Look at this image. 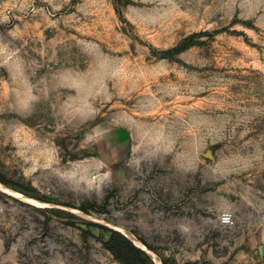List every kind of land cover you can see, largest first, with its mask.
Returning a JSON list of instances; mask_svg holds the SVG:
<instances>
[{
  "label": "rangeland",
  "instance_id": "obj_1",
  "mask_svg": "<svg viewBox=\"0 0 264 264\" xmlns=\"http://www.w3.org/2000/svg\"><path fill=\"white\" fill-rule=\"evenodd\" d=\"M0 177V264H264V0H0Z\"/></svg>",
  "mask_w": 264,
  "mask_h": 264
},
{
  "label": "trees",
  "instance_id": "obj_2",
  "mask_svg": "<svg viewBox=\"0 0 264 264\" xmlns=\"http://www.w3.org/2000/svg\"><path fill=\"white\" fill-rule=\"evenodd\" d=\"M4 182V179L0 177V183L4 184ZM82 211L86 212V209ZM87 226L109 234V239L104 243V246L114 259L121 264H152L149 257L144 252L135 248L129 240L120 235L117 231L95 224H87ZM141 242L147 248H150L143 241ZM161 263L164 264L162 260Z\"/></svg>",
  "mask_w": 264,
  "mask_h": 264
},
{
  "label": "built area",
  "instance_id": "obj_3",
  "mask_svg": "<svg viewBox=\"0 0 264 264\" xmlns=\"http://www.w3.org/2000/svg\"><path fill=\"white\" fill-rule=\"evenodd\" d=\"M231 216L227 213H225L224 215H222L221 219H220V223L223 226H229L231 225Z\"/></svg>",
  "mask_w": 264,
  "mask_h": 264
},
{
  "label": "bare ground",
  "instance_id": "obj_4",
  "mask_svg": "<svg viewBox=\"0 0 264 264\" xmlns=\"http://www.w3.org/2000/svg\"><path fill=\"white\" fill-rule=\"evenodd\" d=\"M17 196H18V195H17ZM123 233H124V235H126V236H127V234H126V232H125V231H123ZM154 259H155V263H156V264H160L156 258H154Z\"/></svg>",
  "mask_w": 264,
  "mask_h": 264
}]
</instances>
